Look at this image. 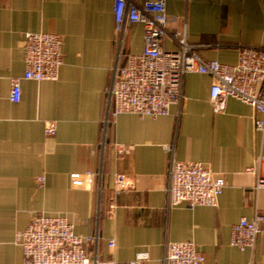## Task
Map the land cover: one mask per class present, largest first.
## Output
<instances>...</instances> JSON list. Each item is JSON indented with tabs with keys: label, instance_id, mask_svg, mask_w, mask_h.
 Segmentation results:
<instances>
[{
	"label": "crops",
	"instance_id": "1",
	"mask_svg": "<svg viewBox=\"0 0 264 264\" xmlns=\"http://www.w3.org/2000/svg\"><path fill=\"white\" fill-rule=\"evenodd\" d=\"M167 13L169 30L186 31L207 61L235 65L242 46L264 47V0H173ZM29 32L60 35L63 65L56 81L21 80V101L13 103L11 79L24 76ZM143 47L140 24L121 40L114 0H0V264H24L15 236L35 213L66 216L77 235L98 234L100 260L130 264L142 253V264H164L169 242L192 241L205 264H264V232L253 252L230 244L241 218L264 216V189L256 191L257 174L247 172L256 167L264 175V133L255 128L254 109L229 98L215 113L213 79L194 73L170 115L112 119L114 70ZM51 123L56 135L48 138ZM167 146L174 159L224 175L217 207L168 206ZM73 173L82 175V186L73 185ZM117 174L136 190L117 195Z\"/></svg>",
	"mask_w": 264,
	"mask_h": 264
},
{
	"label": "built area",
	"instance_id": "2",
	"mask_svg": "<svg viewBox=\"0 0 264 264\" xmlns=\"http://www.w3.org/2000/svg\"><path fill=\"white\" fill-rule=\"evenodd\" d=\"M173 0H147L140 4L135 0H114L115 28L120 38L131 25L143 27L144 47L141 53L126 56V64L117 65L108 90L110 114L116 119L122 114L140 118H159L170 115L171 108L183 100L184 79L189 74L210 76L214 84L211 102L215 113L225 111L229 98L237 99L255 111V128L264 133V47L245 45L239 53L238 63L228 65L217 60H205L196 46L188 43L186 31L169 30L167 3ZM172 40L177 48L169 50L166 42ZM63 39L48 32H29L25 35V73L22 78L11 79L10 100L19 103L22 97L21 80L37 83L56 81L63 65ZM260 116V117H259ZM109 118H107V122ZM45 135H56L53 123L46 127ZM126 152L124 147L118 150ZM171 155L169 166L168 206L217 207L226 187L224 175L214 173L203 163L178 161L172 156L171 147H165ZM264 161V157L260 158ZM248 173L257 174L256 191L264 189V175L251 167ZM90 175V173H87ZM74 186L83 185L82 175L73 173ZM39 187L45 178L36 180ZM135 191L126 175L117 174L115 191ZM264 216L253 219L243 217L232 228L230 244L240 251H254L263 234ZM100 236H80L74 225L63 215L35 213L28 227L16 233L15 243L23 251L24 264H118L115 260H100L97 248ZM111 247L115 241L109 242ZM94 248L92 255L89 249ZM148 260L139 254L130 264H142ZM164 264H205V256L194 242H169Z\"/></svg>",
	"mask_w": 264,
	"mask_h": 264
}]
</instances>
